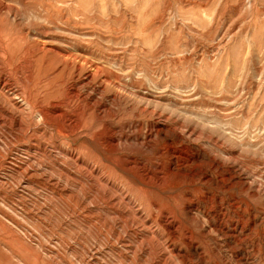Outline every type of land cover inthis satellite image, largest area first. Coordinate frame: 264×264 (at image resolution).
Segmentation results:
<instances>
[{
  "label": "rangeland",
  "instance_id": "374dc122",
  "mask_svg": "<svg viewBox=\"0 0 264 264\" xmlns=\"http://www.w3.org/2000/svg\"><path fill=\"white\" fill-rule=\"evenodd\" d=\"M0 264H264V0H0Z\"/></svg>",
  "mask_w": 264,
  "mask_h": 264
},
{
  "label": "bare ground",
  "instance_id": "6f19581e",
  "mask_svg": "<svg viewBox=\"0 0 264 264\" xmlns=\"http://www.w3.org/2000/svg\"><path fill=\"white\" fill-rule=\"evenodd\" d=\"M9 10V9H8ZM94 67V66H93ZM97 67V66H96ZM74 88V87H73ZM77 91V90H76ZM10 92V91H9ZM133 92V91H132ZM125 93V92H124ZM15 98V97H14ZM132 98V97H131ZM130 99V98H129ZM13 101V100H12ZM93 101V100H92ZM136 101V100H135ZM138 104V103H137ZM15 107V106H14ZM19 130V129H18ZM108 183V182H107ZM140 184V183H139ZM115 190V189H114ZM124 194V193H123ZM121 198V197H120ZM122 199V198H121ZM151 226V225H149ZM153 227V226H152ZM164 242V241H163ZM164 244V243H163Z\"/></svg>",
  "mask_w": 264,
  "mask_h": 264
}]
</instances>
